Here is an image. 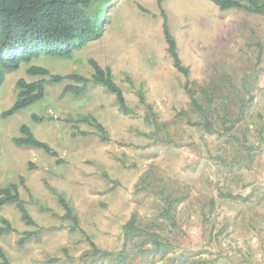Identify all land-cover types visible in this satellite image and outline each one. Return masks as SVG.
Segmentation results:
<instances>
[{
  "label": "rangeland",
  "instance_id": "rangeland-1",
  "mask_svg": "<svg viewBox=\"0 0 264 264\" xmlns=\"http://www.w3.org/2000/svg\"><path fill=\"white\" fill-rule=\"evenodd\" d=\"M93 8H105L102 38L69 57L42 55L8 74L0 88V112L14 105L20 79H49L30 76L32 66L52 75L91 79L93 59L110 67L137 114L125 116L115 96L100 85L89 84L81 96L68 93L66 86L82 84L66 79L47 83L45 97L26 109L0 116V191L17 184L36 223L26 224L15 204L0 206V219L5 217L15 229L0 236L9 262L91 264L84 260L87 240L79 230L70 231L47 185L71 201L81 227L99 247L118 251L124 243L122 227L132 214L146 220L157 216L149 193L135 192L141 178L156 168L187 187L182 192L186 198L175 210V250L164 256L142 254L137 264H170V258L181 264L193 257L213 264H264V17L239 9L221 11L210 0L95 1ZM165 20L189 78L168 53ZM219 76L227 80L220 88L213 82ZM186 83L201 102L206 101L204 93L218 99V115L235 124L222 126L212 112L220 133L209 134L196 125L204 118L191 107ZM139 90L153 106L151 124L144 119L148 110L139 103ZM82 115L96 118L109 140L103 141L97 128L72 121ZM22 125L57 156L18 147L14 139L21 136ZM221 193L240 198H221ZM25 232H39V237L20 245Z\"/></svg>",
  "mask_w": 264,
  "mask_h": 264
},
{
  "label": "trees",
  "instance_id": "trees-1",
  "mask_svg": "<svg viewBox=\"0 0 264 264\" xmlns=\"http://www.w3.org/2000/svg\"><path fill=\"white\" fill-rule=\"evenodd\" d=\"M95 1L107 3L110 0H0V88L6 76L19 70L24 63H30L42 55L66 58L89 43L102 38L105 32V21L103 23L105 8H93ZM210 1L217 5L221 11L239 9L264 17V0ZM159 3L161 5V2ZM162 15L165 17L164 12ZM163 30L168 46L167 50L175 68L186 78H189L190 70L182 63L176 38L170 32L166 20ZM89 63L94 71L91 79L79 74L52 75L43 67L32 66L28 69L30 76L49 77V79L43 78L33 82L20 79L16 84L17 98L14 105L9 110L0 112V116L9 117L26 109L45 97L47 83H60L66 79L82 84V86L68 85L65 89L66 92L81 96L87 91L89 84L100 85L115 96L119 110L125 116L136 115V110L127 104L123 90L115 81L110 67H102L93 59H90ZM214 81L220 88V84H225L227 80L219 76L214 78ZM129 82L133 85L131 79ZM185 91L190 98L193 110L204 118L195 124L201 126L207 133H220L221 131L217 126L221 122L222 126L229 123L235 124L233 118L229 119L228 116L221 117L218 115L221 103L215 97H210L209 94L204 93L206 101L205 103L201 102L195 92L189 89L188 83L185 85ZM138 96L139 103L148 110L144 119L151 124L155 115L153 106L147 104L143 90L138 91ZM222 100L224 105L228 103L226 97H223ZM206 105L212 111H207ZM244 108H240L239 119L243 116ZM212 112L217 115L216 119L220 123L214 121ZM181 113L182 115L187 114L186 111ZM72 121L97 128L102 134V140H109L106 137L105 128L93 116L82 115ZM20 131L21 136L14 139V143L18 147L39 148L54 157L57 156V153L48 144L39 141L33 135L28 126L22 125ZM244 141H247V136H244ZM24 182V178L21 177L22 185ZM47 186L57 197L58 203L64 211L63 220L70 222V231L79 230L87 240L90 248L84 253V260H92L91 264H137L136 259L142 254L152 252L164 256L175 250L176 245L171 237V234L179 229L175 210L177 205L186 198V193L182 192H185L187 187H182L173 179L160 175L156 168H152L141 178L135 186V192L137 194L149 193L156 202L157 216L155 219L146 220V218L139 217L137 213L132 214L122 227L124 243L118 251L99 247L81 227L79 216L71 201L66 198L64 193L58 192L50 185ZM220 197L233 200L240 198L232 193H221ZM6 204H15L26 224L36 226L21 198L17 184H10L1 189L0 206ZM0 222V236L15 231L10 221L5 217H1ZM32 237L38 238L39 232H25L19 240V244L23 245ZM65 252L68 253V251ZM0 258L2 260L0 264H11L1 247ZM170 260V264H176L175 258H170ZM181 264H213V262L209 259H195L193 257L191 259L186 258Z\"/></svg>",
  "mask_w": 264,
  "mask_h": 264
}]
</instances>
